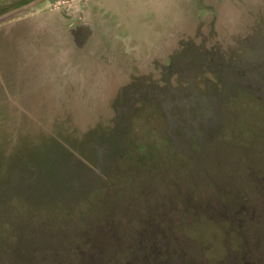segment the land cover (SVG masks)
Wrapping results in <instances>:
<instances>
[{
  "label": "rangeland",
  "instance_id": "obj_1",
  "mask_svg": "<svg viewBox=\"0 0 264 264\" xmlns=\"http://www.w3.org/2000/svg\"><path fill=\"white\" fill-rule=\"evenodd\" d=\"M89 243L264 264V0H0V264Z\"/></svg>",
  "mask_w": 264,
  "mask_h": 264
},
{
  "label": "trees",
  "instance_id": "obj_2",
  "mask_svg": "<svg viewBox=\"0 0 264 264\" xmlns=\"http://www.w3.org/2000/svg\"><path fill=\"white\" fill-rule=\"evenodd\" d=\"M98 247L96 248L92 243H89V245H88L89 249L85 250V252H84V254L86 253V257H87V259L85 261L86 264H93L94 263V260L96 258L94 256V254H96V249L98 250ZM102 247H103L104 250H106L107 249V244L104 243L102 245ZM172 247H173V244L171 245V248ZM187 258H189V256ZM104 262H105V264H145V260L136 259V258L131 257V256H129V258L125 259L123 262H117L116 258H113V259L109 260V257L108 258L105 257L104 258Z\"/></svg>",
  "mask_w": 264,
  "mask_h": 264
}]
</instances>
